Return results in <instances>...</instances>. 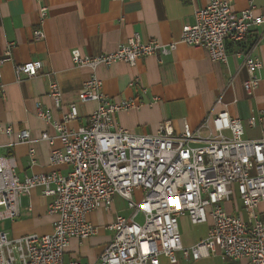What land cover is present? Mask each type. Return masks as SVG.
Returning a JSON list of instances; mask_svg holds the SVG:
<instances>
[{
  "label": "built area",
  "instance_id": "1",
  "mask_svg": "<svg viewBox=\"0 0 264 264\" xmlns=\"http://www.w3.org/2000/svg\"><path fill=\"white\" fill-rule=\"evenodd\" d=\"M39 5L43 25L49 8L44 0ZM233 0H210L195 11L194 23L183 27L179 41L163 43L158 39L144 41L138 32L115 50L85 55L80 49L71 51L79 67L90 70L89 78L79 93L82 102L97 101L98 107L88 123L77 129L68 124L77 118L75 104L62 121L53 119L50 109L36 103V114L51 124L56 135L43 132L41 139L51 145L59 139L61 147L50 152L53 165H67L66 173L52 171L20 177L13 155H0V222L20 216L21 197L30 196L41 188L51 198L48 212L56 217L53 232L30 233L11 238L0 228V264H65V252L71 239L85 240L98 232L88 214L102 209L112 211L115 197L126 202L128 214L116 213L108 226L112 240L93 264H161L160 258L177 263L178 254L186 259L200 260L220 255L248 264H264V219L256 214L264 202V130L259 139L244 137L241 120L228 111L207 116L196 128L184 123L175 131L172 121H164L154 134H136L123 128L116 120L122 111L140 109L142 98L111 100L103 91L97 74L101 65L124 62L134 67L138 59L171 54L179 43L204 47L213 61L227 63L229 45L242 57L247 69L244 88L253 95L262 79L263 61L254 54V45L246 44L254 26L264 22L255 15L253 3L241 11L232 8ZM36 39L45 38L43 29L34 31ZM9 43L0 57V94L5 92L1 68L11 58ZM40 60L15 64L17 81L40 74ZM130 87L148 92L141 77L135 76ZM49 96L57 108H62V91L56 79L49 81ZM154 97L152 101H156ZM261 116L249 118L256 125ZM0 130L13 135L12 125ZM19 143H32L30 131L17 133ZM35 163V150H30ZM237 194L251 219L230 214L224 203ZM181 216H188L193 225L211 222L207 237L191 247H185L179 229ZM69 264H85L75 260Z\"/></svg>",
  "mask_w": 264,
  "mask_h": 264
},
{
  "label": "crops",
  "instance_id": "2",
  "mask_svg": "<svg viewBox=\"0 0 264 264\" xmlns=\"http://www.w3.org/2000/svg\"><path fill=\"white\" fill-rule=\"evenodd\" d=\"M49 13L40 24L39 5L36 0H0V57L12 44L11 59L1 68L5 92L0 94V126L12 125L13 135L0 130V155H13L20 177L36 173L70 170L67 165H53L50 152L61 147L59 139L51 145L41 139L43 132L55 136V128L39 118L36 103L51 110L53 119L62 121L75 104L78 116L68 126L74 129L88 123L97 109V101L82 102L79 93L90 76V70L74 63L71 51L80 49L85 55L113 51L138 32L144 41L158 39L163 43L179 41L183 27L194 23L195 11L206 6L210 0H44ZM255 6L254 14L264 17V0H233L236 12ZM43 29L45 38L36 39L34 31ZM254 45V54L264 64V22L254 26L246 40ZM229 45L227 63L213 61L204 47L179 43L169 55H151L138 59L134 67L119 62L112 66L101 65L97 74L103 82V91L114 101L142 98L140 109L122 111L116 115L117 122L136 134H154L164 121H172L175 131H182L184 123L196 128L207 116L228 111L244 125L247 139H259L264 130V65L262 79L253 95H248L244 82L248 73L242 57ZM40 60L43 68L36 77L26 75L17 81L14 65ZM139 75L148 92L141 95L140 87H130V81ZM56 79L62 91V108H57L48 94L49 81ZM156 97V101H152ZM262 117L256 125H249L251 116ZM30 131L32 143H19L17 133ZM35 150V163L30 150ZM51 198L45 197L41 188L30 196L21 197L20 216L3 220L0 228L11 238L25 234H49L53 232L56 217L48 212ZM230 214L250 221L247 209L237 194L224 203ZM118 211L128 214L126 202L115 197L114 209H102L88 214L98 232L88 239L73 238L65 252V264L80 260L85 264L96 263L105 246L112 240L113 232L108 226ZM264 219V202L256 209ZM188 216H181L180 220ZM191 223V222H190ZM192 224V223H191ZM211 222L199 224L204 227L200 238L185 247H191L207 237ZM181 233V231H180ZM182 238V235H181ZM183 242V239H182ZM185 258L178 253V261ZM186 259V258H185ZM190 264H248L246 259L231 261L222 256H210L200 260L186 259Z\"/></svg>",
  "mask_w": 264,
  "mask_h": 264
},
{
  "label": "rangeland",
  "instance_id": "3",
  "mask_svg": "<svg viewBox=\"0 0 264 264\" xmlns=\"http://www.w3.org/2000/svg\"><path fill=\"white\" fill-rule=\"evenodd\" d=\"M202 225H193L187 218L180 220V231L185 246L194 243L200 238V235L204 232ZM178 254V253H177ZM161 264H190L185 258L179 260L178 263H171L168 258L161 257Z\"/></svg>",
  "mask_w": 264,
  "mask_h": 264
}]
</instances>
